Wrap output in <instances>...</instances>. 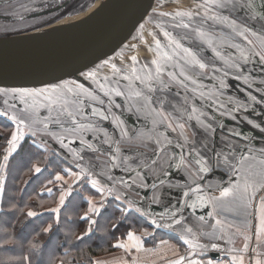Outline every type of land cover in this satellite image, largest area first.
Here are the masks:
<instances>
[{
  "label": "snow or ice",
  "instance_id": "snow-or-ice-1",
  "mask_svg": "<svg viewBox=\"0 0 264 264\" xmlns=\"http://www.w3.org/2000/svg\"><path fill=\"white\" fill-rule=\"evenodd\" d=\"M0 5L6 23H50L22 0ZM148 15L160 17L146 42L151 59L83 63L64 70L69 79L0 87V118L14 126L4 128L0 144V249L24 248L25 237L5 227L13 215L30 237L27 255L8 259L67 264L69 253L57 259L50 246L75 247L98 231L101 239L119 232L126 242L113 247L139 251L161 228L186 246L166 264H224L226 256L229 264H245L243 253L257 252L253 238L264 248V0H203L192 11ZM109 64L110 74L101 75ZM125 113L142 126L129 129ZM49 166L55 175L47 184L59 187L55 207L29 197L25 211L7 177L25 169L36 179ZM41 191L50 196L53 188ZM197 208L206 215H195ZM44 213L50 222L33 226Z\"/></svg>",
  "mask_w": 264,
  "mask_h": 264
},
{
  "label": "water",
  "instance_id": "water-1",
  "mask_svg": "<svg viewBox=\"0 0 264 264\" xmlns=\"http://www.w3.org/2000/svg\"><path fill=\"white\" fill-rule=\"evenodd\" d=\"M90 2L84 11L95 0ZM154 6L155 0H104L72 24L36 32L80 11L38 28L0 35V87H39L40 81L54 82L57 76L69 79L64 73L68 67L99 64L133 37L138 24ZM26 23L34 22L30 18ZM151 207L161 211L156 205Z\"/></svg>",
  "mask_w": 264,
  "mask_h": 264
},
{
  "label": "crops",
  "instance_id": "crops-1",
  "mask_svg": "<svg viewBox=\"0 0 264 264\" xmlns=\"http://www.w3.org/2000/svg\"><path fill=\"white\" fill-rule=\"evenodd\" d=\"M158 2L155 1L156 5H160L158 8H152V10L149 11L152 12L153 9L158 10L161 8L163 10H160V12H170L173 13L172 9L173 7L171 4H175L177 9H180L181 11H192L191 7H195L197 4L203 3V0H172V2L169 4L164 0H157ZM180 4V5H177ZM167 6V7H166ZM187 8V9H186ZM189 8V9H188ZM195 9V8H194ZM148 17L147 20H149V15H146ZM146 20V21H147ZM145 21V22H146ZM150 21V20H149ZM144 22V23H145ZM219 35V33H217ZM142 56L148 57L149 54L147 53H142ZM137 120L135 124V128L138 129L140 128L141 121H139V126H137ZM2 126L5 128L7 127L9 131L14 127L12 124H10L6 119L0 118V142L3 143V133L4 129ZM134 129V128H132ZM144 143H149L148 141H144ZM143 150V149H142ZM0 160H2V156H0ZM63 167H68L67 164L62 165ZM73 171L76 169L73 168ZM51 171V169L44 171L42 174H39L38 178L33 179L32 175L28 178L22 179L20 181L17 180V176L20 174V171L18 172V175L14 177L13 175H10L7 177V180L9 184H16L19 185L18 190L16 193L20 195L22 192L24 194V199L26 201H29V197H32L31 191L32 188H36L38 191V197L37 200L39 202H44L46 207H55L56 201L59 196V187L58 185H48L47 180L52 179L55 173H53L52 176H50L48 173ZM45 174H48V177L45 178ZM63 174V173H61ZM118 177L119 176H127L126 173L119 172L118 170L115 173ZM225 180L227 179V176L224 177ZM65 179L68 180L69 182L71 181V177L65 176ZM253 180L259 181L260 177L259 176H253ZM26 180H31V183L25 184L24 181ZM47 186V187H52L53 192L49 196L46 192L41 191V186ZM144 190H140L143 192ZM17 195V196H18ZM142 195V194H141ZM172 194V199L174 200L176 197L173 196ZM3 203V197H0V204ZM47 203V204H46ZM35 210L39 211V208H36ZM195 215H206V210L205 209H193L191 210ZM229 220L232 219V217L228 214H225ZM104 221H101V225L103 226ZM149 231H152V228L148 229ZM243 231V229H241ZM235 231V229H233ZM108 241V248L109 250L106 251H101L96 255H93L90 257V260H92L93 264H96V262H99V264H132L133 259L136 260L137 264H166V261L169 259H175L178 257L180 254H184L186 246L182 244V242H179L176 239V234L168 229H156L155 231V238L153 240H148L146 243L143 245L142 250H131L130 252H125L124 249H118L113 247V245L119 240L120 242H126L125 240H122L120 238V233L116 232L115 233V238L112 237H107L105 238ZM161 241H166L167 243L162 244ZM250 244L253 248L257 249L256 253H252L251 256L248 253H243L244 256V262L245 264H249L250 260H255L256 258H261L264 259V248L258 247L255 239L253 238L252 241H250ZM235 247L242 248L243 247V239L242 237H237L235 241ZM257 253L260 255L258 256ZM235 255H241V253L236 252L233 253ZM218 255H220L218 253ZM215 257V255H213ZM230 256H226L224 258V264H229Z\"/></svg>",
  "mask_w": 264,
  "mask_h": 264
},
{
  "label": "trees",
  "instance_id": "trees-1",
  "mask_svg": "<svg viewBox=\"0 0 264 264\" xmlns=\"http://www.w3.org/2000/svg\"><path fill=\"white\" fill-rule=\"evenodd\" d=\"M42 4H45V6L47 7L48 5L52 4V0H47V1L43 2ZM54 5H57V4H54ZM49 8H51V7H49ZM62 15H64V13L60 14L59 16L61 17ZM55 19H56V17H54L50 22L54 21ZM0 144H3V143L0 142ZM0 151H2V149H0ZM38 163L42 166L44 161L41 159L40 161H38ZM49 169H51V166H49ZM17 175H18V173L16 175H14V177H16ZM30 176H31V174H28L25 169H21L20 174L17 176V180L20 181V180L25 179L27 177L29 178ZM44 176H45V178H47L48 174H45ZM18 187H19V185L14 184V187L11 189V191L16 193L18 190ZM31 195H32V197H35L36 201H38L37 200L38 191L36 190V188L35 189H34V187L32 188ZM21 198L23 199V203H20L19 206L22 208H25V211H26L27 207H25V205L30 207V206H32L31 202L26 201L24 199L23 192L16 197V201L19 202ZM3 206L5 208H7L8 205L3 204ZM18 216H19V214L13 215L10 218H8L9 223L7 225H5V227H8L10 231L14 230V232L16 233L17 239H19L21 236L25 237L24 248L9 246V248L7 250L0 249V264H18V261L16 259H8V258L9 257L18 258V257H22V256L27 255V239L30 237L28 235V231L25 230L22 232L20 224L16 222L18 219ZM50 216H51L50 213H44L39 218L34 219L33 226L38 228L39 226L47 224L48 222H50ZM20 218H22V217H20ZM75 231L78 234L79 230L75 229ZM99 237H100V233L98 231L96 236H94L92 239L85 240L83 243L76 242L75 247H72V246L68 245L67 243H63V244H61L59 249L56 250L55 245H52V246H50L52 255L54 257H56L57 259H59V258L63 257L65 251H67L69 253V258L67 259V264H93L92 260H90L91 256L96 255L101 251H106V250L110 249L107 247L108 246L107 239H105V238L101 239ZM19 264H26V262H19Z\"/></svg>",
  "mask_w": 264,
  "mask_h": 264
},
{
  "label": "flooded vegetation",
  "instance_id": "flooded-vegetation-1",
  "mask_svg": "<svg viewBox=\"0 0 264 264\" xmlns=\"http://www.w3.org/2000/svg\"><path fill=\"white\" fill-rule=\"evenodd\" d=\"M79 1L80 2L82 1V2L79 4H76ZM164 1H166L169 4L172 2V0H164ZM200 1H202V0H200ZM87 2H90V0H64L63 2L56 3L57 5H54L51 8H47L45 10H42L43 14L41 17H39V19L52 20L53 17L59 18L60 17L59 15L62 13H64V15H67V14L69 15L71 12L76 11L77 8H79L80 6L83 8L85 3H87ZM174 5L175 4H171V6L173 7V9H172L173 13H175L177 11H181L180 9H177L176 6H174ZM177 5H180V4H177ZM154 7L158 8V7H160V5H155ZM194 8H195L194 6L191 7L192 10H195ZM160 10H163V9L160 8L159 11L155 10V12L160 13ZM159 19H160L159 16H155V17H153L152 20H150V21L147 20L144 24H142L143 27L140 26L136 29L133 37L128 42H126L124 45H122L119 49H117L112 55H110L106 59L110 60L111 63H115L117 65V67L122 66V63H121L122 60L125 64L131 65V61L129 58L133 55L137 56V58L141 62H143L145 60V58L151 59L152 53L150 51H148V48L146 46V42H151V40H152L151 33L154 31H157L155 25L159 21ZM32 22L35 23V21L33 19H32ZM237 42H239V41H237ZM128 45H132L134 47H132L130 50L127 47ZM257 50H259V49H257ZM142 53H147V54H149V56L144 57V56H142ZM110 71H111V65L109 64L108 66L101 68V75L110 74ZM205 83H209V82L205 81ZM237 83L238 82H236V81H232L234 88L236 87ZM117 102L118 103L120 102L119 99L117 100ZM119 112H120V109H114V113L118 114ZM123 118L128 120V128L129 129L135 128L136 120L134 117L129 120L127 113H125ZM137 126H139V121L137 122ZM109 130L111 131V128ZM141 194H142V192H141Z\"/></svg>",
  "mask_w": 264,
  "mask_h": 264
},
{
  "label": "rangeland",
  "instance_id": "rangeland-1",
  "mask_svg": "<svg viewBox=\"0 0 264 264\" xmlns=\"http://www.w3.org/2000/svg\"><path fill=\"white\" fill-rule=\"evenodd\" d=\"M47 0H22V3H24L27 7L29 8H34L38 11L40 10H45L47 7H52L54 6V4L56 3H60V2H63L64 0H52V4L48 5L47 7L45 6V4H42L43 2H45ZM94 1V0H93ZM98 0H95L94 4L97 2ZM156 2H158L157 0H155ZM161 1V0H160ZM75 2V1H74ZM82 2V1H81ZM80 1L76 4H79L81 3ZM49 3V2H48ZM84 3V2H83ZM92 3V2H90ZM71 4V3H70ZM86 4V3H85ZM89 4V3H88ZM84 5V7L82 8L81 6L79 8H77L76 11H73L71 12L70 14H73L75 12H78L80 11V13H77L73 16H66L58 21H56L55 23H52L50 25H47L45 27H42L38 30H36V32L38 31H46V30H52V29H56V28H59V27H63V26H66L68 24H72L76 21H78L79 19H81L88 11L91 10V8L93 7V5L86 11H84L83 9L88 5ZM75 5V4H74ZM156 5V4H155ZM155 8V7H154ZM81 10L83 12H81ZM152 10V9H151ZM0 11H3V5H0ZM22 10L18 9L17 10V13L16 15H19L20 12ZM69 14V15H70ZM149 12L146 14L148 15ZM148 19V17H143V19L141 20V22L138 24V27H140L142 24H144V22ZM46 20V19H45ZM51 21V20H50ZM43 25H46V24H40L38 27H41ZM38 27H30V28H27L25 29V26L24 24H21V23H6L5 21L3 20H0V35H6L4 34L5 33V29H7V34H13V33H20V32H23V31H28V30H31V29H34V28H38ZM24 29V30H22ZM102 61H100L99 63H101ZM2 128L4 129V127L2 126Z\"/></svg>",
  "mask_w": 264,
  "mask_h": 264
},
{
  "label": "bare ground",
  "instance_id": "bare-ground-1",
  "mask_svg": "<svg viewBox=\"0 0 264 264\" xmlns=\"http://www.w3.org/2000/svg\"><path fill=\"white\" fill-rule=\"evenodd\" d=\"M103 1H104V0H98V1L93 5V7L91 8V10L88 11L84 16H86V15H87L89 12H91L94 8H96L97 6H99ZM84 16H83V17H84ZM83 17H82V18H83ZM82 18H81V19H82ZM79 20H80V19H79ZM79 20H78V21H79Z\"/></svg>",
  "mask_w": 264,
  "mask_h": 264
}]
</instances>
